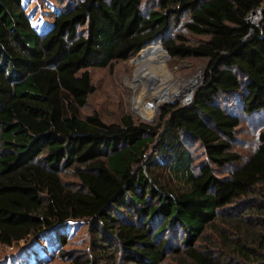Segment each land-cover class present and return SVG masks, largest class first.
I'll return each instance as SVG.
<instances>
[{
  "label": "trees",
  "instance_id": "1",
  "mask_svg": "<svg viewBox=\"0 0 264 264\" xmlns=\"http://www.w3.org/2000/svg\"><path fill=\"white\" fill-rule=\"evenodd\" d=\"M55 1L41 30L0 0V245L17 247L0 264L47 238L72 264H264V0ZM157 43L201 69L188 103L154 123L85 112L92 70ZM244 121L261 127L247 155Z\"/></svg>",
  "mask_w": 264,
  "mask_h": 264
},
{
  "label": "rangeland",
  "instance_id": "2",
  "mask_svg": "<svg viewBox=\"0 0 264 264\" xmlns=\"http://www.w3.org/2000/svg\"><path fill=\"white\" fill-rule=\"evenodd\" d=\"M24 6L33 24L41 30L53 21V14L59 8L55 0H25ZM261 20L257 25L261 23ZM135 56L125 62L116 63L112 68L91 71L96 91L89 98V108L85 112L97 111L104 120L113 121L118 120L125 111L130 110L135 117L154 123L159 114V104L170 101L188 103L191 100L196 87L191 86L190 89L188 84L195 79H198V85L200 84L201 69L196 61L173 59L170 56L165 58V52L157 44L148 47L134 61ZM159 65L166 73L158 67ZM183 86L185 89L181 91ZM161 87L163 90L161 95H154L155 88ZM188 90L189 95L191 93L190 96L186 95ZM139 101H142L144 106L154 109L152 119L141 115L138 108ZM254 123L258 122L254 121ZM258 128L261 127L254 128L251 123L244 121L241 130L238 131L239 140L236 150L244 155L252 152L256 144V135L261 130ZM70 231L68 243L63 246V249L70 250L77 258H81L83 249L87 245L85 224L80 223L77 228ZM50 242V238L42 242L46 248L44 256H39V251L36 250L24 257L23 264H41L44 261L43 258L48 260L44 261L47 264H72L69 260L57 255L56 246L51 245ZM15 249H17L16 246L8 248L0 245V259L11 254Z\"/></svg>",
  "mask_w": 264,
  "mask_h": 264
},
{
  "label": "bare ground",
  "instance_id": "3",
  "mask_svg": "<svg viewBox=\"0 0 264 264\" xmlns=\"http://www.w3.org/2000/svg\"><path fill=\"white\" fill-rule=\"evenodd\" d=\"M162 71H165L164 70V68L161 66V65H159L158 66ZM165 73H166V71H165ZM138 74H139V72H138ZM149 76H151L150 75V73H149ZM197 85H198V79H195V80H193V81H191L189 84H188V86H190V89H191V86H193L194 88L195 87H197ZM162 89V87L161 88H155V90H154V95H156V96H160L161 95V93L163 92V90H161ZM185 89V86H183L182 88H181V91L182 90H184ZM193 91V90H192ZM191 91V92H192ZM187 96L189 95V90H188V93L186 94ZM190 95H191V93H190ZM189 95V96H190ZM144 103L142 102V101H139V103H138V108L140 109V112H141V115L142 116H146L147 118H153L152 116H153V113H154V109L153 108H151L150 106H148V107H146V106H144L143 105Z\"/></svg>",
  "mask_w": 264,
  "mask_h": 264
},
{
  "label": "built area",
  "instance_id": "4",
  "mask_svg": "<svg viewBox=\"0 0 264 264\" xmlns=\"http://www.w3.org/2000/svg\"><path fill=\"white\" fill-rule=\"evenodd\" d=\"M261 19H262V10L261 9H257L255 11H252L247 17V21L249 23H251L252 25H257Z\"/></svg>",
  "mask_w": 264,
  "mask_h": 264
},
{
  "label": "water",
  "instance_id": "5",
  "mask_svg": "<svg viewBox=\"0 0 264 264\" xmlns=\"http://www.w3.org/2000/svg\"><path fill=\"white\" fill-rule=\"evenodd\" d=\"M157 45H159L160 48L163 49V51L165 52V58H168V57H169V54L167 53V50L164 49V48L162 47L161 44H158V43H157ZM147 46H150V45H147ZM147 46H146V47H147ZM144 48H145V47H144ZM141 50H142V49H141ZM141 50H140V51H141ZM140 51H139V52H140ZM136 54H137V53H136ZM136 54H135V55H136ZM135 55H134V56H135ZM189 99H190V97H189ZM187 100H188V99H187Z\"/></svg>",
  "mask_w": 264,
  "mask_h": 264
}]
</instances>
